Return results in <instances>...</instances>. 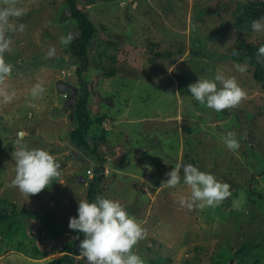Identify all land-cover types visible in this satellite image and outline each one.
Returning <instances> with one entry per match:
<instances>
[{
  "label": "rangeland",
  "instance_id": "374dc122",
  "mask_svg": "<svg viewBox=\"0 0 264 264\" xmlns=\"http://www.w3.org/2000/svg\"><path fill=\"white\" fill-rule=\"evenodd\" d=\"M78 2L97 27L82 77L96 93L89 96L88 133L105 157L101 195L119 200L147 230L133 251L144 264H264V77L235 68L250 62L248 48L264 68L256 51L264 33L251 28L264 17V0ZM18 6L26 9L25 30L10 34L5 53L13 70L4 87L15 97L8 104L0 97V205L11 215L0 222V264H45L71 252L69 218L87 199L92 176L86 169L94 170L98 158L69 141L68 90L58 88L59 80L79 86V60L60 43L61 36L80 31L66 1L19 0ZM51 47L56 54L46 59ZM230 49L243 53L244 63L221 60L217 50ZM218 73L234 76L246 91L239 106L217 112L189 92L199 77ZM37 83L45 91L33 98ZM228 132L236 133V151L223 142ZM21 135L30 148L71 162L70 172L60 168L58 181L29 197L9 187L11 153ZM63 148L67 152L56 155ZM177 163L214 174L230 184L232 195L216 208L182 207L180 197L190 196L182 170L179 185L160 187ZM20 242L26 250L15 249ZM75 260L88 264L78 254Z\"/></svg>",
  "mask_w": 264,
  "mask_h": 264
},
{
  "label": "clouds",
  "instance_id": "9594fccd",
  "mask_svg": "<svg viewBox=\"0 0 264 264\" xmlns=\"http://www.w3.org/2000/svg\"><path fill=\"white\" fill-rule=\"evenodd\" d=\"M18 4L19 0H0V97L3 98V104L11 103L15 97L14 91L9 92L4 87L13 70V65L5 59V53L11 51L13 41L10 34L25 30V24L20 21L26 15V9ZM251 28L254 32L264 33V17L253 20ZM73 39V34L69 32L60 37V43L67 46ZM55 54V47H51L45 58H51ZM257 57H264V44L258 48ZM235 68L243 73L247 70V65L236 64ZM187 87L196 101L217 112L235 108L247 98L246 91L234 76L226 77L219 73L214 78L199 77ZM44 91V87L37 83L31 89V96L39 98ZM64 95L68 94L64 92ZM67 109L70 113V109ZM22 140L21 135L11 153L15 161V176L9 187H15L20 193L29 197L39 194L54 180L58 181L61 176V165L48 150L30 148L22 143ZM223 142L231 151L240 148L235 132H228ZM181 170L183 182L190 188V196H181L179 199L182 207L189 210L216 208L232 195L230 184L218 180L214 174L202 171L190 163H177L165 173L167 179L161 182L160 187L175 188L179 185ZM86 173L93 176L94 170L88 167ZM77 213V216L69 218L68 227L83 234L78 256L85 259L88 264H144L143 259L133 249L146 237L147 230L129 214L119 200L100 195H97L93 201L80 199Z\"/></svg>",
  "mask_w": 264,
  "mask_h": 264
},
{
  "label": "trees",
  "instance_id": "16d2710c",
  "mask_svg": "<svg viewBox=\"0 0 264 264\" xmlns=\"http://www.w3.org/2000/svg\"><path fill=\"white\" fill-rule=\"evenodd\" d=\"M68 8V13L71 15L77 22L79 26V33H74V39L72 42L68 45V51L70 52L71 58L79 60V65L76 68V74L79 81V91L77 96V101L73 108V119L71 120L72 127L69 130V141L77 148L86 150L92 154H95L98 158L97 164L94 167V175L90 178L88 181L87 186V200L93 201L97 195H101V188L106 184L104 182V162L105 157L100 155L97 151L98 146L95 142V146H92L91 139L89 138L88 130L91 127L92 124V115L90 112L89 107V96L90 93H95L94 89L90 88V84L82 77V71L86 68L89 60L88 56V48L90 44L94 41V38L97 34V27L94 25V23L91 21V19L88 17L85 9H83L80 5L78 0H65ZM264 5V4H263ZM179 41V40H176ZM199 44V43H198ZM198 44H193L198 46ZM252 46V44H250ZM255 48L251 49L248 48L246 55L252 53L251 60L249 63H251L252 66H247V70H251L255 78L258 80H262L264 77V68L262 67L261 63L257 60L255 56ZM257 51V50H256ZM181 52V51H180ZM217 52H221V60L230 58L234 61H238L241 63H244V54L240 53L237 54L236 50L230 49L229 53L227 51L223 50H217ZM236 53L235 55L233 53ZM247 63V65L249 64ZM111 71L108 70V73ZM96 94V93H95ZM70 119V117H69ZM99 121H103L102 116L99 117ZM93 137V136H92ZM96 141V140H93ZM119 147L121 145L119 144L116 146V150L119 151ZM113 148V147H112ZM111 153H113V149L110 150ZM30 217H35L31 213L27 214ZM11 215H8L4 209L3 206L0 205V222L6 221L7 219H10ZM12 218V217H11ZM83 239V234L79 233L78 231L72 230V236H71V244L72 246L69 247L71 250L65 252L62 256L55 258L45 264H76V254H79V243ZM46 240L41 239V245L45 246ZM21 242L17 243L18 251H24L26 248L21 247ZM33 247V246H32ZM36 248V246H35ZM33 257H36L35 255H30Z\"/></svg>",
  "mask_w": 264,
  "mask_h": 264
},
{
  "label": "water",
  "instance_id": "95a60500",
  "mask_svg": "<svg viewBox=\"0 0 264 264\" xmlns=\"http://www.w3.org/2000/svg\"><path fill=\"white\" fill-rule=\"evenodd\" d=\"M58 88L61 91L68 90V95L64 101V107H67L70 109L69 116L71 119H73V108H74V105L77 101L78 87L76 85L72 84L71 82L59 80L58 81Z\"/></svg>",
  "mask_w": 264,
  "mask_h": 264
},
{
  "label": "crops",
  "instance_id": "0c3cea01",
  "mask_svg": "<svg viewBox=\"0 0 264 264\" xmlns=\"http://www.w3.org/2000/svg\"><path fill=\"white\" fill-rule=\"evenodd\" d=\"M70 147H72L71 149H73V145L72 144H70L69 145ZM68 149H69V147H67ZM67 148H63V150H61L60 152H57L56 153V155H59V156H62V155H64L66 152H67ZM61 165V168L63 169V171L65 170V172H70L71 171V169H67L69 166H71V162H65V163H63V164H60ZM61 172H62V170H61Z\"/></svg>",
  "mask_w": 264,
  "mask_h": 264
},
{
  "label": "built area",
  "instance_id": "2783aa9c",
  "mask_svg": "<svg viewBox=\"0 0 264 264\" xmlns=\"http://www.w3.org/2000/svg\"><path fill=\"white\" fill-rule=\"evenodd\" d=\"M88 172H91L90 170H88Z\"/></svg>",
  "mask_w": 264,
  "mask_h": 264
}]
</instances>
